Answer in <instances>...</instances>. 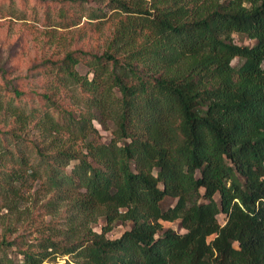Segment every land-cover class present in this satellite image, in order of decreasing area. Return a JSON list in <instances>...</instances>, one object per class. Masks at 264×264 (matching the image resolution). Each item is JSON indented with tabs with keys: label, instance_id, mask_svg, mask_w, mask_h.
I'll list each match as a JSON object with an SVG mask.
<instances>
[{
	"label": "trees",
	"instance_id": "1",
	"mask_svg": "<svg viewBox=\"0 0 264 264\" xmlns=\"http://www.w3.org/2000/svg\"><path fill=\"white\" fill-rule=\"evenodd\" d=\"M87 1L115 19L102 53L44 62L48 91L0 86L2 206L40 185L85 236L34 238L20 263L3 239L0 264H264V0Z\"/></svg>",
	"mask_w": 264,
	"mask_h": 264
},
{
	"label": "rangeland",
	"instance_id": "2",
	"mask_svg": "<svg viewBox=\"0 0 264 264\" xmlns=\"http://www.w3.org/2000/svg\"><path fill=\"white\" fill-rule=\"evenodd\" d=\"M98 5L87 0H0V86L4 83L2 73L5 71V78L12 79L23 89L48 91L46 88L51 86L52 78L44 62L61 59L76 50L102 53L111 38L115 19H109L105 24L91 20L88 17L91 9ZM234 38L238 44L254 43L241 34H234ZM233 64L238 65L239 60L234 59ZM86 68L81 67L80 71L85 73ZM65 102H71L70 96ZM95 125L103 140L109 141L111 123L107 122L104 127L95 120ZM53 199L40 185L27 191L25 197L11 208L3 207L0 199V243L3 239L13 242L7 248V255L14 263L22 262L20 251L36 242L34 238L76 239L85 236L87 225L83 219L76 217L68 204H55ZM173 203L174 199L169 198L165 205ZM218 218L223 223L224 213ZM163 223L183 231L178 220ZM105 224L101 218L88 226L100 232ZM130 225V222L117 221L107 236L117 238ZM70 261L69 256H56L55 259L47 258L43 264H68Z\"/></svg>",
	"mask_w": 264,
	"mask_h": 264
},
{
	"label": "built area",
	"instance_id": "3",
	"mask_svg": "<svg viewBox=\"0 0 264 264\" xmlns=\"http://www.w3.org/2000/svg\"><path fill=\"white\" fill-rule=\"evenodd\" d=\"M220 221V220H219ZM220 223H222L221 221H220Z\"/></svg>",
	"mask_w": 264,
	"mask_h": 264
}]
</instances>
